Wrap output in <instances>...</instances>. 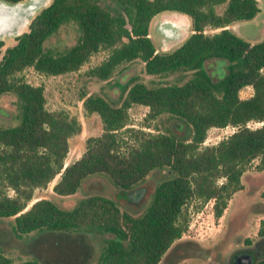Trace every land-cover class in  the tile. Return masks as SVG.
Masks as SVG:
<instances>
[{"label":"trees","instance_id":"1","mask_svg":"<svg viewBox=\"0 0 264 264\" xmlns=\"http://www.w3.org/2000/svg\"><path fill=\"white\" fill-rule=\"evenodd\" d=\"M113 1L116 12L104 6L106 0H50L1 51L0 95L12 96L13 110L5 115L11 113L14 121L0 125V219L12 216L9 228L17 236L50 230L98 237L93 256L79 264H157L186 228L183 206L190 198H212L216 220L242 187L246 165L257 158L256 167L264 168V39L247 41L227 27L253 17L256 0ZM166 10L187 15L191 31L173 48L159 50L148 27L155 14ZM206 26L219 29L206 33ZM63 28L71 39L53 45L51 39ZM98 50L106 55L87 69L89 75L106 80L119 64L139 60L152 77L144 81L132 69L110 100L83 93L82 106L98 114L101 131L87 136L81 154L64 164L68 137L79 132L80 123L63 109H47L43 86L18 72L26 66L46 74L72 71ZM244 85L252 92L240 97ZM132 103L146 105V117L164 114L167 123L180 121L189 134L176 133L175 123L156 132L129 126ZM249 120L261 123L252 127ZM225 125L234 129L213 144H201L209 127ZM161 168L165 175L139 213L121 209L116 199L123 196L116 192L95 190L67 206L41 197L25 208L33 189L55 175L51 188L60 196L106 178L132 198L145 175ZM254 238L264 239V217ZM0 264L42 263L37 256L14 260L0 247Z\"/></svg>","mask_w":264,"mask_h":264},{"label":"rangeland","instance_id":"2","mask_svg":"<svg viewBox=\"0 0 264 264\" xmlns=\"http://www.w3.org/2000/svg\"><path fill=\"white\" fill-rule=\"evenodd\" d=\"M258 4L260 10L253 17L227 25L243 39L251 42L264 39V0H259ZM104 6L113 12L119 10V6L113 0H106ZM221 9L222 6L220 4L215 6L217 12ZM166 11L160 15L173 16L179 19V15L174 16L170 11ZM150 28L152 40L160 45L159 29H156L154 22L150 25ZM218 29L206 26L204 32L211 33ZM189 30L190 25L187 27L184 36L189 33ZM167 31V33L170 32V39L166 40L163 45L169 46L165 49L158 46L159 50H168L178 44L175 40L179 35V30L171 27ZM71 36L70 30L63 28L58 33L57 38L51 39V42L53 45H64L71 39ZM13 37L2 38L3 44L0 46V53L5 46L14 42ZM105 55L106 50H98L92 53L78 69L57 74L38 72L31 66H26L18 72V75L25 81L43 86L45 107L47 109H63L69 115L75 116L79 121V132L68 137V150L64 157L65 163L71 162L81 154L84 150L87 136L99 134L101 131V121L98 114L96 112H86L82 106L81 96L83 93H98L110 100L113 96L117 98L121 87L120 79L121 82L126 80L131 75L132 69L137 73L139 79L146 81L152 77L142 71L143 64L139 60L119 64L106 80L89 75L87 69L98 63ZM223 70L224 68L222 67ZM261 71H264V66ZM251 92V86L244 85L238 90V95L246 97ZM5 110L10 112L13 110L12 96L9 94L0 95V125L14 121L11 113L10 115H5ZM147 110L148 107L144 104L132 103L127 108L128 125L156 132L165 130L168 123L171 126L175 123L177 126L179 125V129H175L176 133L185 137L189 134V128L185 125L181 126L180 121L174 120L172 122L171 120L167 123L164 114L149 118L146 117ZM260 123L249 120L246 124L253 127ZM233 129L234 127L231 125L223 127L211 126L206 130L205 138L201 144H213L229 134ZM257 162V158H254L246 165L240 176L242 187L231 194L222 214L216 220L211 213L212 198L192 197L184 204L186 228L168 247L170 249L173 244H176L171 249L173 251L170 264H212L211 258L213 257L217 261L216 264H229V258L233 253L241 249L242 245L240 244L242 241L244 242L246 236L253 237V241L256 240L254 234L257 222L264 217V168H257ZM164 175V168L147 173L144 179L133 189L134 196L132 198H130V194L125 189L118 188L116 191L110 186L106 178L98 184H95L96 181L92 182L93 184H87L70 195L60 196L54 193L51 188L54 181L58 178V175H55L45 186L33 189L31 199L25 208L32 201L41 197L52 199L56 203L67 206L83 193L95 190L107 195H112V193L116 192V196H123L116 199L121 209L124 208L132 213H139L146 205L153 186ZM221 179L218 178V182ZM6 190L9 194H12L11 189ZM139 191L141 192L140 194ZM140 198L143 201L138 205ZM11 221L12 216L0 219V247L4 253L11 256L14 260L37 256L42 264H79L88 260L87 257L91 258L100 244L98 237H91V235H84L83 233L42 230L35 235L29 233V236L26 234L17 236L10 231L9 224ZM237 237L239 238L237 239ZM189 245L196 249L191 252L192 248L188 247ZM208 248H212L214 252L211 251L206 257L201 254L200 249L208 250ZM251 250L255 259L264 258V239L255 241L251 246ZM165 252L161 256L162 258L165 256ZM240 253H236V255ZM159 261L157 264H159ZM164 263L169 264V261Z\"/></svg>","mask_w":264,"mask_h":264},{"label":"water","instance_id":"3","mask_svg":"<svg viewBox=\"0 0 264 264\" xmlns=\"http://www.w3.org/2000/svg\"><path fill=\"white\" fill-rule=\"evenodd\" d=\"M49 1L50 0H0V39L3 37L16 36L24 31L28 26L30 19ZM188 26V23L175 17L171 21L169 29L173 27L174 29L179 30V35L175 40L177 43L181 42L186 37L184 35ZM167 46L169 45L163 46V48L165 49ZM251 261L252 255L247 252L235 256L236 263L251 264Z\"/></svg>","mask_w":264,"mask_h":264},{"label":"flooded vegetation","instance_id":"4","mask_svg":"<svg viewBox=\"0 0 264 264\" xmlns=\"http://www.w3.org/2000/svg\"><path fill=\"white\" fill-rule=\"evenodd\" d=\"M174 19V17L173 16H165V15H163V16H160V17H158L156 20H155V27H156V29L158 28L159 29V31H158V33H160V35H158L159 36V38H160V40H161V43L163 44V43H165L166 42V40H168V39H170V35H169V33H167L168 31L167 30H169V23H171V21ZM141 192L139 191V194H140ZM138 194V195H139ZM138 195H136V197H138ZM142 201H143V199L142 198H140V200H138V205H140L141 203H142ZM231 221V220H230ZM232 222V221H231ZM239 237H237V239H238ZM255 241H258V239H256ZM255 241H250L249 243H245V242H241V244L240 245H242L241 246V249L240 250H238L237 252H235V253H233L232 255H231V257L229 258V261H228V263L229 264H240V263H236L235 262V255H236V253H240V252H245V251H247V252H250L251 254H252V261H251V264H256V262H257V260L259 259V258H256L255 259V256H254V253L252 252V250H251V246L255 243ZM237 242H240V241H237ZM236 242V243H237ZM176 245V244H175ZM174 244L172 245V247L170 248V249H168L166 252H165V256L162 258L161 257V259H160V261H159V264H165L164 262L165 261H169V264H170V262H171V255H172V251L173 250H171L172 248H173V246H175ZM256 245V244H255ZM188 247H191L192 248V251L191 252H193L196 248L195 247H192L191 245H189ZM201 250V254H203L204 256H208L209 255V253L212 251V252H214L213 250H212V248H208V250H203V249H200ZM215 259V257H213V258H211V262H212V264H216V262L217 261H215L214 260ZM261 259H264V258H262L261 257ZM167 263V262H166Z\"/></svg>","mask_w":264,"mask_h":264},{"label":"crops","instance_id":"5","mask_svg":"<svg viewBox=\"0 0 264 264\" xmlns=\"http://www.w3.org/2000/svg\"><path fill=\"white\" fill-rule=\"evenodd\" d=\"M256 2H257V6H258V11L260 10V7H259V4H258V2H259V0H256ZM221 6H222V4H220ZM257 11V12H258ZM165 11H161V12H159V13H157V14H155L152 18H151V20H150V22H149V27H148V35L150 36V31H151V28H150V25L153 23V22H155V20L157 19L156 17H158V16H161L162 15V13H164ZM167 12V11H166ZM170 13H173L174 14V16H176V15H179L178 17H179V20H181V21H184L185 23H188L189 25H190V20H189V17L187 16V15H185V14H183V13H180V12H177V11H170ZM176 13H178V14H176ZM161 14V15H160ZM191 31V29L189 30V32ZM151 37V36H150ZM152 39V38H151ZM154 42V41H153ZM154 44H155V46H156V49H158V46H160V48H163V44L162 43H160V45L158 44V43H155L154 42ZM64 164H66L65 162H64Z\"/></svg>","mask_w":264,"mask_h":264},{"label":"built area","instance_id":"6","mask_svg":"<svg viewBox=\"0 0 264 264\" xmlns=\"http://www.w3.org/2000/svg\"><path fill=\"white\" fill-rule=\"evenodd\" d=\"M234 127V126H233Z\"/></svg>","mask_w":264,"mask_h":264}]
</instances>
